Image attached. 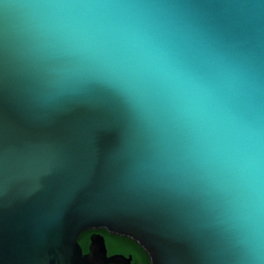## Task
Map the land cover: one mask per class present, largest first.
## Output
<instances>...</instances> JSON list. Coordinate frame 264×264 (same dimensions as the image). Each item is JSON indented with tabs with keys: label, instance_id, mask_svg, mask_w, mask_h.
I'll list each match as a JSON object with an SVG mask.
<instances>
[{
	"label": "water",
	"instance_id": "95a60500",
	"mask_svg": "<svg viewBox=\"0 0 264 264\" xmlns=\"http://www.w3.org/2000/svg\"><path fill=\"white\" fill-rule=\"evenodd\" d=\"M264 264V0H0V264Z\"/></svg>",
	"mask_w": 264,
	"mask_h": 264
},
{
	"label": "flooded vegetation",
	"instance_id": "af4514ba",
	"mask_svg": "<svg viewBox=\"0 0 264 264\" xmlns=\"http://www.w3.org/2000/svg\"><path fill=\"white\" fill-rule=\"evenodd\" d=\"M100 231H102V232H100ZM92 233H97V234H99V235H101L103 237L107 254H108V251H107L106 244L108 242L117 243L118 241H120L118 235H113V234H110V233L105 232L103 230H88V231H86V234H87V245L89 243V235L92 234ZM103 233H104V235H103ZM127 246H128L127 249L130 250L127 253L124 254L122 252L115 251V252H112L111 254L118 253V254H122L124 256H128L130 254L131 259L129 261V264H149L148 261H147V257H146V255H145V253L143 251L142 252L144 253V255H145L144 257L145 258L143 257L142 252H140L138 248H136V247H134L132 245H129V244ZM86 251H87V246H86V250L83 251V252H86Z\"/></svg>",
	"mask_w": 264,
	"mask_h": 264
},
{
	"label": "trees",
	"instance_id": "16d2710c",
	"mask_svg": "<svg viewBox=\"0 0 264 264\" xmlns=\"http://www.w3.org/2000/svg\"><path fill=\"white\" fill-rule=\"evenodd\" d=\"M100 232H102V231H100ZM103 235H104V233H103ZM118 237H119L120 241H118L117 243L108 242L106 244L108 254H111L112 252H115V251H119V252H122V253L125 254L128 251H130L129 249H127V247H128L127 245L128 244L138 248L139 251L142 252V250L137 246L136 243L132 242L131 240H129V239L125 238V237H122V236H118ZM77 242L80 245L82 251H85L86 250V246H87V234H86V231H83V232L79 233V235L77 237ZM142 254H143V257H144L145 255H144L143 252H142Z\"/></svg>",
	"mask_w": 264,
	"mask_h": 264
}]
</instances>
